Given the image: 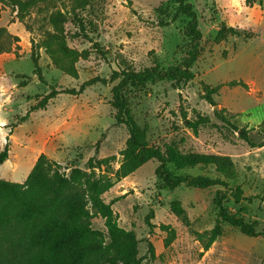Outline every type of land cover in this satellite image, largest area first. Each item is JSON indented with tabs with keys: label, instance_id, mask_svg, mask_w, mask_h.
<instances>
[{
	"label": "rangeland",
	"instance_id": "374dc122",
	"mask_svg": "<svg viewBox=\"0 0 264 264\" xmlns=\"http://www.w3.org/2000/svg\"><path fill=\"white\" fill-rule=\"evenodd\" d=\"M132 1V4H130ZM199 20L205 50L189 83L159 82L141 91L128 93L130 108L141 127L148 129V141L163 151L173 147L183 155H218L233 162L232 169L221 171L212 165L198 164L178 168L169 165L175 176H203L228 185L198 189L181 186L175 191L158 188L155 175L158 163L151 161L129 177L117 182L103 195L118 216L119 227L133 234L127 246L138 251L141 264H264V237H248L218 217L214 204L217 191L227 192L224 206L244 219L257 233L264 232V0L250 8L244 0H189ZM56 8L66 11L69 0H57ZM177 6L173 0H90L79 13L81 23L67 25L68 43L90 53L78 64L79 78L58 71L43 49L39 54L44 81L34 74L32 53L48 28L52 8L35 9L21 23L11 8H4L0 27H7L20 38L15 53L0 55V151L8 143L9 159L0 166V179L22 184L44 154L61 165L60 173L69 176L71 166L90 172L91 158L116 156L107 168L96 174L113 176L121 164L120 152L129 133L117 126L112 106L116 83L96 84L80 96L61 94L45 110L32 112L27 122H19L50 93L51 88L79 89L94 78L110 79L126 59L137 69L152 65L163 68L180 64L190 50L184 36L187 19L173 20ZM221 24L238 27L242 36L221 44L216 37ZM252 34L251 39L247 35ZM26 75L30 79L22 87ZM231 81H243L248 88H223L214 96L216 106L202 99V83L216 87ZM183 102L190 118L199 113L211 123L195 135L177 110ZM195 111V112H194ZM221 113L223 122L216 116ZM246 132V141L241 134ZM239 188L242 200L232 193ZM182 209L181 214L172 206ZM153 212L150 223L148 216ZM92 228L112 242L104 220L94 217ZM169 226L175 238L168 243ZM220 228V236L209 250L197 234ZM197 233V234H196ZM153 245L154 257L149 252Z\"/></svg>",
	"mask_w": 264,
	"mask_h": 264
},
{
	"label": "trees",
	"instance_id": "16d2710c",
	"mask_svg": "<svg viewBox=\"0 0 264 264\" xmlns=\"http://www.w3.org/2000/svg\"><path fill=\"white\" fill-rule=\"evenodd\" d=\"M57 0H0V20L4 8H11L17 19L23 23L32 11L43 7L52 8L48 16L43 37L35 44L32 53L34 74L41 82L44 81L39 65V54L35 49H43L51 64L64 75L74 79L79 78L78 64L88 60L90 53L71 47L68 43L67 25L71 20L82 22L79 13L85 11L90 0H69L70 7L63 11L56 8ZM258 0H244L247 7H254ZM176 4V15L173 20L183 16L187 19L184 36L190 44V50L183 61L169 68L161 67L156 60L151 66L142 69L135 68L126 59H122L118 71H113L110 79L94 78L77 89L58 91L51 88L49 94L33 107L19 122H27L30 114L45 110L49 102L61 94L80 96L96 84L116 83L112 89V106L116 110L117 126H125L129 138L125 148L120 152L122 158L119 169L109 174H96V170L109 167L116 156L105 159L91 158L88 162L90 172L71 166L69 176L60 173L61 165L42 154L32 172L22 184L0 179V264H141L138 251L134 246H127L133 238L131 232L119 227L118 216L112 206L114 202L106 203L103 195L110 191L117 182L129 177L151 161L158 163L155 175L158 188L165 191H175L181 186L198 189H209L222 186L229 191L228 185L218 180L203 176H175L169 165L178 168L193 167L198 164L212 165L221 171L232 169L233 162L228 157L218 155H183L173 147L165 151L153 146L148 141V129L141 127L136 121L130 108L128 93L130 90L141 91L149 84L159 82L189 83L195 80L194 66L199 62L205 50L203 33L199 28L197 13L189 0H173ZM132 4V1H130ZM243 31L238 27L221 24L216 43L221 44L230 37L242 36ZM252 34L247 35L251 39ZM20 38L10 32L7 27H0V55L15 53L19 48ZM18 78L26 80L21 83L27 86L30 79L26 75ZM202 99L216 106L214 96L223 88H243L248 86L243 81H231L212 87L202 83ZM177 110L187 127L197 135L200 128L211 123L207 116L195 113L194 118L183 102L178 103ZM195 112V111H194ZM216 116L226 122L225 116L216 112ZM241 136L247 141L244 131ZM10 146L7 143L0 151V166L9 159ZM235 201L242 200V191L237 188L232 193ZM227 192L217 191L214 204L218 217L233 228L248 237H264V232L257 233L244 219L230 213L224 206ZM172 209L177 214L182 213L176 204ZM153 212L147 218V224L153 219ZM101 217L112 242L107 243L103 232L92 228L94 217ZM162 230L170 231V243L176 236L169 226ZM197 234V233H196ZM198 240L209 250L220 236V228L215 226L211 231L197 234ZM149 252L154 257L153 245L149 244Z\"/></svg>",
	"mask_w": 264,
	"mask_h": 264
},
{
	"label": "water",
	"instance_id": "95a60500",
	"mask_svg": "<svg viewBox=\"0 0 264 264\" xmlns=\"http://www.w3.org/2000/svg\"><path fill=\"white\" fill-rule=\"evenodd\" d=\"M195 80H196V78H195Z\"/></svg>",
	"mask_w": 264,
	"mask_h": 264
},
{
	"label": "crops",
	"instance_id": "0c3cea01",
	"mask_svg": "<svg viewBox=\"0 0 264 264\" xmlns=\"http://www.w3.org/2000/svg\"><path fill=\"white\" fill-rule=\"evenodd\" d=\"M37 162V161H36Z\"/></svg>",
	"mask_w": 264,
	"mask_h": 264
}]
</instances>
